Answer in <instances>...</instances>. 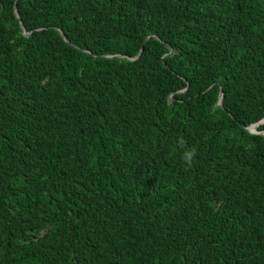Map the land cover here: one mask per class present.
<instances>
[{"label":"trees","instance_id":"1","mask_svg":"<svg viewBox=\"0 0 264 264\" xmlns=\"http://www.w3.org/2000/svg\"><path fill=\"white\" fill-rule=\"evenodd\" d=\"M262 118L264 0H0V264H264Z\"/></svg>","mask_w":264,"mask_h":264},{"label":"clouds","instance_id":"2","mask_svg":"<svg viewBox=\"0 0 264 264\" xmlns=\"http://www.w3.org/2000/svg\"><path fill=\"white\" fill-rule=\"evenodd\" d=\"M179 143L181 146L184 145L183 140H180ZM196 155H197V150L194 147L185 148V150L181 154V159L183 161V164L187 168H191L193 166L194 161H195Z\"/></svg>","mask_w":264,"mask_h":264},{"label":"water","instance_id":"3","mask_svg":"<svg viewBox=\"0 0 264 264\" xmlns=\"http://www.w3.org/2000/svg\"><path fill=\"white\" fill-rule=\"evenodd\" d=\"M16 1H17V0H14V6H15V7H16ZM221 96H222V90H220V98H221ZM263 121H264V118H262V119L260 120V122H263ZM255 126H256V124L249 126V127H248V130H250V131H255Z\"/></svg>","mask_w":264,"mask_h":264}]
</instances>
